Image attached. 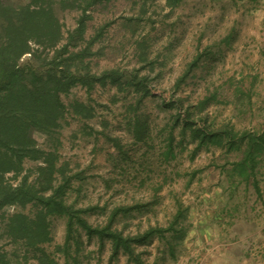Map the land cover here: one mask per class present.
<instances>
[{
  "label": "rangeland",
  "instance_id": "1",
  "mask_svg": "<svg viewBox=\"0 0 264 264\" xmlns=\"http://www.w3.org/2000/svg\"><path fill=\"white\" fill-rule=\"evenodd\" d=\"M54 1L67 38L90 0H70L74 5L65 9ZM87 14L85 41L78 40L77 49L97 38L95 54L86 59L92 72L136 71L148 78L150 94L140 102L133 87L108 81L92 90L77 85L62 95L72 111L75 102L94 109L86 120L67 114L54 134L56 151L47 135H35L42 149L56 152L58 166L67 165L69 176L82 172L72 181L68 202L99 206L88 215L97 225L125 208L114 223L125 232L168 226L181 202L188 208L187 235L182 241L156 236L139 246L148 264H264V159L259 198L245 185L230 190L221 167L236 155L218 147L195 152L180 125L174 155H165L174 119L207 98L204 114L215 127L264 128V0H179L172 6L166 0H101ZM41 165L27 161L25 168L35 172ZM16 211L9 207L6 213ZM67 224L65 217L52 218L53 241L43 245L57 264H133L125 254L113 258L109 241L82 229L67 247ZM3 245L16 249L9 241Z\"/></svg>",
  "mask_w": 264,
  "mask_h": 264
},
{
  "label": "trees",
  "instance_id": "2",
  "mask_svg": "<svg viewBox=\"0 0 264 264\" xmlns=\"http://www.w3.org/2000/svg\"><path fill=\"white\" fill-rule=\"evenodd\" d=\"M69 1L61 0V8L72 7L74 4ZM99 1L88 2L78 26L66 38L54 0H30L27 4L0 0V264H30L32 259L37 264H57L43 247L53 241L51 219L54 217L68 220L67 247L74 234L82 229L102 243L109 241L113 258L125 254L133 264H148L143 252L137 249L153 237L168 240L170 234L172 239L182 241L187 235L188 228L183 226V221L188 208L181 202L177 203L176 214L168 226L150 225L144 231L135 232L114 228L125 208H116L105 223L97 225L90 223L88 215L100 209L99 206L79 207L68 202L72 181L81 178L82 172L69 176L67 165L58 166L55 152L58 140L54 134L63 126L67 114L86 120L94 117V109L75 102L72 111L63 102L62 95L77 85L92 90L97 84L105 85L108 81L120 88L133 87L140 102L150 94L148 78L138 77L136 71L112 69L99 75L92 72L86 59L95 54L91 46L97 38L77 49L78 40L85 41L87 9ZM177 1L166 0L170 6ZM199 60L200 56L192 67L197 66ZM210 100L192 104L184 118L174 119L166 157L174 155V129L180 125L184 139L195 144V152L204 147H218L226 154L236 155L235 161L221 167L230 190L236 192L245 185L248 191L255 189L261 198L257 176L264 159V128L237 130L230 123L215 127L204 114ZM36 134L47 135L55 151L42 149ZM40 160L44 165L35 172L26 170L27 161ZM32 173H36L34 179H31ZM9 207H16L18 211L7 214ZM27 208L31 209L28 213ZM4 241L14 244L16 249L13 252L5 249Z\"/></svg>",
  "mask_w": 264,
  "mask_h": 264
}]
</instances>
